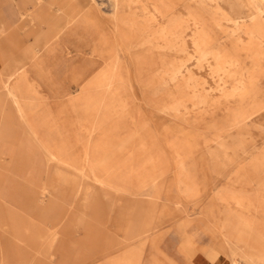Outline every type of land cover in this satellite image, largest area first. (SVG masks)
<instances>
[{"label": "rangeland", "instance_id": "rangeland-1", "mask_svg": "<svg viewBox=\"0 0 264 264\" xmlns=\"http://www.w3.org/2000/svg\"><path fill=\"white\" fill-rule=\"evenodd\" d=\"M81 4L0 0V264H264V0Z\"/></svg>", "mask_w": 264, "mask_h": 264}, {"label": "bare ground", "instance_id": "bare-ground-1", "mask_svg": "<svg viewBox=\"0 0 264 264\" xmlns=\"http://www.w3.org/2000/svg\"><path fill=\"white\" fill-rule=\"evenodd\" d=\"M72 2L73 3H78L79 5L78 6H80V4L82 3H84V0H72ZM125 2V0H114V14H113V19L114 20H118L119 19V15H120V8L122 7V5H123V3ZM81 4V5H82ZM81 7V6H80ZM82 8V7H81ZM84 8H85V6H84ZM84 8H82V9H84ZM146 10V9H145ZM80 11H82V10H80ZM80 11H79V13H80ZM154 11V10H153ZM146 12V11H145ZM155 12V11H154ZM147 14V13H146ZM78 15V14H77ZM123 15V14H122ZM74 17H76V14H74V15H72V17L71 18H74ZM151 17V16H150ZM159 17V16H158ZM156 18H157V16H156ZM152 19V18H151ZM160 19V18H159ZM157 21V20H156ZM67 21H63V23H62V25H64L65 23H66ZM124 24H126V23H124ZM156 24V23H155ZM162 24V23H161ZM33 25V24H32ZM182 25V24H181ZM194 25H195V23H194ZM127 26H129V25H127ZM162 26V25H161ZM108 27V26H107ZM173 27V26H172ZM113 28H115V26L113 27ZM120 28V27H119ZM153 28V27H152ZM156 28V27H155ZM154 29V28H153ZM110 30V29H109ZM56 29H52V31L50 32V33H52L53 35L56 33ZM111 32V31H110ZM159 32V31H158ZM220 32V31H219ZM159 34V33H158ZM154 35H155V32H154ZM168 35V34H167ZM135 36V35H134ZM157 36V35H156ZM253 36H255V35H253ZM181 37V36H180ZM202 37V36H201ZM114 38V37H113ZM134 38V37H133ZM126 39V38H125ZM153 39V38H152ZM200 39V38H199ZM127 40V39H126ZM147 40V39H146ZM149 40V39H148ZM157 40V39H156ZM159 40V39H158ZM117 41V40H116ZM130 41H131V39H130ZM201 41V40H200ZM123 42V41H122ZM115 43V42H114ZM130 43V42H129ZM128 43V44H129ZM137 43V42H136ZM143 43H145V41H143ZM47 44V43H46ZM138 44V43H137ZM124 45H125V43H124ZM142 45V44H141ZM145 45V44H144ZM129 46V45H128ZM134 47H136L135 46V44L133 45ZM140 46V45H139ZM118 47H120V45L118 46ZM137 47H138V45H137ZM141 47V46H140ZM171 47V46H170ZM104 48V47H103ZM102 48V49H103ZM117 48V47H116ZM125 49V48H124ZM129 49V48H128ZM138 49V48H137ZM126 50V49H125ZM92 51H94V50H92ZM154 51V50H153ZM98 52V51H97ZM123 53V52H122ZM126 53V52H125ZM129 53H130V51H129ZM152 53V52H151ZM118 54V53H117ZM117 54H116V56H117ZM124 55V54H123ZM113 59V58H112ZM118 60V59H117ZM116 60V61H117ZM112 61V60H111ZM101 64V63H100ZM113 64V63H112ZM111 64V65H112ZM120 65V64H119ZM109 68V67H108ZM107 68V69H108ZM101 70V69H100ZM106 70V69H105ZM110 70H111V68H110ZM110 76H111V74H110ZM252 77V76H251ZM24 78H25V75H24V73L22 72V73H20L19 74V76H15L14 77V79L13 80H15V82H16V84L14 83V84H9L8 82H2L1 83V87H2V89H3V91L5 92V95L6 96H8L9 98H11L13 101H14V103L17 105V107H19L18 106V99H20V96L15 92V89L16 88H19L20 86H18V84L20 83V81H23L24 80ZM254 79V78H253ZM110 80V79H109ZM253 81V80H252ZM240 89V88H239ZM243 91V90H242ZM237 94V93H236ZM241 104V103H240ZM244 104H246V103H244ZM253 105V104H252ZM14 106V105H13ZM243 106V105H242ZM248 106V105H247ZM16 107V106H15ZM248 108V107H247ZM255 110V109H254ZM246 112V111H245ZM242 115V114H241ZM244 116V115H243ZM246 117V116H245ZM247 119H248V117H247ZM241 123H243V122H241ZM238 125V124H237ZM241 125V124H240ZM50 158L52 159V160H56V158L54 157V156H50ZM262 259H263V261H264V251H263V253H261V252H259L258 251V253H257Z\"/></svg>", "mask_w": 264, "mask_h": 264}, {"label": "crops", "instance_id": "crops-1", "mask_svg": "<svg viewBox=\"0 0 264 264\" xmlns=\"http://www.w3.org/2000/svg\"><path fill=\"white\" fill-rule=\"evenodd\" d=\"M1 11V10H0ZM1 22H3V21H1ZM0 25H1V23H0ZM6 27V26H5Z\"/></svg>", "mask_w": 264, "mask_h": 264}]
</instances>
